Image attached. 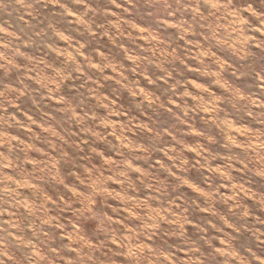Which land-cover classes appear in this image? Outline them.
<instances>
[{"label":"rangeland","instance_id":"1","mask_svg":"<svg viewBox=\"0 0 264 264\" xmlns=\"http://www.w3.org/2000/svg\"><path fill=\"white\" fill-rule=\"evenodd\" d=\"M0 264H264V0H0Z\"/></svg>","mask_w":264,"mask_h":264}]
</instances>
